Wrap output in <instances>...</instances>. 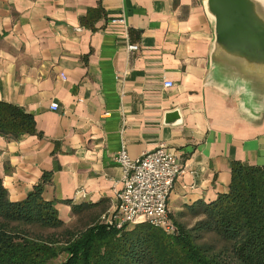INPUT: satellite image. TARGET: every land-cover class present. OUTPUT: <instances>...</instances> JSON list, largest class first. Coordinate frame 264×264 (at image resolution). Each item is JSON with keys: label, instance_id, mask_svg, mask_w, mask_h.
<instances>
[{"label": "crops", "instance_id": "crops-1", "mask_svg": "<svg viewBox=\"0 0 264 264\" xmlns=\"http://www.w3.org/2000/svg\"><path fill=\"white\" fill-rule=\"evenodd\" d=\"M213 40L203 0H0V100L35 120L0 136L9 199L46 177L63 221L72 204L99 216L121 188L119 148L136 158L163 144L184 168L168 197L179 221L227 190L233 161L263 165L264 90L221 73Z\"/></svg>", "mask_w": 264, "mask_h": 264}, {"label": "trees", "instance_id": "trees-1", "mask_svg": "<svg viewBox=\"0 0 264 264\" xmlns=\"http://www.w3.org/2000/svg\"><path fill=\"white\" fill-rule=\"evenodd\" d=\"M34 132L32 113L0 100V136ZM43 182L12 201L0 179V264H264V164L233 161L227 190L174 233L145 222L113 228L89 204H72L75 220L65 222Z\"/></svg>", "mask_w": 264, "mask_h": 264}, {"label": "built area", "instance_id": "built-area-1", "mask_svg": "<svg viewBox=\"0 0 264 264\" xmlns=\"http://www.w3.org/2000/svg\"><path fill=\"white\" fill-rule=\"evenodd\" d=\"M114 21L126 27L123 17ZM126 49L136 50L137 45L127 43ZM172 84L170 80L163 83L165 87ZM50 108L55 110L57 103H51ZM114 160L121 168V188L114 206L99 215L100 221L116 229L145 222L167 233L176 232L177 225L169 215L168 197L184 168L171 148L160 144L132 158L122 145Z\"/></svg>", "mask_w": 264, "mask_h": 264}, {"label": "water", "instance_id": "water-1", "mask_svg": "<svg viewBox=\"0 0 264 264\" xmlns=\"http://www.w3.org/2000/svg\"><path fill=\"white\" fill-rule=\"evenodd\" d=\"M203 6L213 22L211 62L229 78L263 91L264 0H203Z\"/></svg>", "mask_w": 264, "mask_h": 264}, {"label": "rangeland", "instance_id": "rangeland-1", "mask_svg": "<svg viewBox=\"0 0 264 264\" xmlns=\"http://www.w3.org/2000/svg\"><path fill=\"white\" fill-rule=\"evenodd\" d=\"M99 217L100 216H98V219H99ZM202 216L201 215H197L196 217H185V218H182V219H179V221H177L176 219H175V221L177 222V223H180V224H184V225H186V226H192L193 224H194V222L195 221H197L198 219H200ZM97 218V217H96ZM95 218V219H96ZM87 219H88V217H87ZM73 220H75V217H73ZM72 220V221H73ZM99 221H100V219H99ZM174 221V222H175ZM176 224V223H175ZM134 224H132V225H130V226H128L127 228H129V227H132ZM77 226L78 227H80L81 226V224H77ZM162 230V229H161ZM164 231V230H163ZM165 232V231H164Z\"/></svg>", "mask_w": 264, "mask_h": 264}]
</instances>
